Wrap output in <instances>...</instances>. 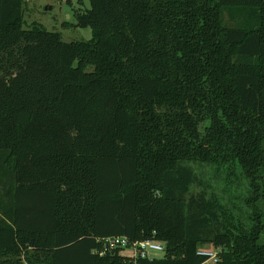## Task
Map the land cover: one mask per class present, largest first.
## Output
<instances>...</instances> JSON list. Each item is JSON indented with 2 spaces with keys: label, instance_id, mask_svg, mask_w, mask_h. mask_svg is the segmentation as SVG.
Returning a JSON list of instances; mask_svg holds the SVG:
<instances>
[{
  "label": "trees",
  "instance_id": "16d2710c",
  "mask_svg": "<svg viewBox=\"0 0 264 264\" xmlns=\"http://www.w3.org/2000/svg\"><path fill=\"white\" fill-rule=\"evenodd\" d=\"M89 4L92 39L65 43L0 0V264H264V0ZM192 166L241 186L248 221Z\"/></svg>",
  "mask_w": 264,
  "mask_h": 264
},
{
  "label": "rangeland",
  "instance_id": "374dc122",
  "mask_svg": "<svg viewBox=\"0 0 264 264\" xmlns=\"http://www.w3.org/2000/svg\"><path fill=\"white\" fill-rule=\"evenodd\" d=\"M23 0L22 18L23 27L30 28L38 25L49 32L59 34L61 40L65 43L70 42H87L92 39V31L89 28L76 27L75 13L77 10H86L90 8L89 0ZM240 23L239 17H232L226 12L223 13V24L229 28L237 27ZM88 68L87 71H90ZM195 174L205 181L209 186L207 192L210 195L219 197V202L230 210H237L245 217L244 221H248L247 217L251 210L244 204L243 192L241 186H231L230 188H222L219 183L211 181V171L201 166H192ZM261 211L263 213L264 222V202H260ZM199 252H208L215 255L221 250L209 245L198 246ZM122 254V253H121ZM124 254V252H123ZM162 253H158L155 259L163 258Z\"/></svg>",
  "mask_w": 264,
  "mask_h": 264
},
{
  "label": "built area",
  "instance_id": "2783aa9c",
  "mask_svg": "<svg viewBox=\"0 0 264 264\" xmlns=\"http://www.w3.org/2000/svg\"><path fill=\"white\" fill-rule=\"evenodd\" d=\"M99 242L103 243L105 251L116 248L121 249V255L132 262L136 260H154L156 254H164L165 252L163 244L150 240L130 242L126 237H112L99 240ZM198 255L207 259L205 264H212L217 260V255L213 253L199 252Z\"/></svg>",
  "mask_w": 264,
  "mask_h": 264
}]
</instances>
